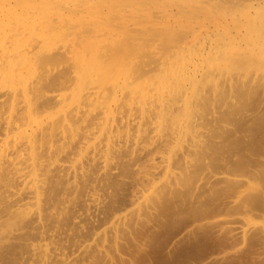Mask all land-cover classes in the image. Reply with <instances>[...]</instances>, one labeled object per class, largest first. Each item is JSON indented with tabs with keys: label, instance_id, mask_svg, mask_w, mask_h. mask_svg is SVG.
Masks as SVG:
<instances>
[{
	"label": "rangeland",
	"instance_id": "obj_1",
	"mask_svg": "<svg viewBox=\"0 0 264 264\" xmlns=\"http://www.w3.org/2000/svg\"><path fill=\"white\" fill-rule=\"evenodd\" d=\"M0 1V7H16L17 0ZM22 4L33 7L36 23L23 26L14 18H24L20 6L14 10L19 13L1 18L0 53L30 57L20 74L33 104L44 113L38 114L45 115L46 128L36 137L42 178L37 192L22 191L15 169L2 168L0 264H264V19L259 20L264 0ZM201 52L203 67L218 59L224 67L208 78L216 88L198 78L203 90L194 88L198 100L189 98L194 125L188 127L176 108L168 114L166 129H157L141 110L131 108L135 89L158 85L162 71L181 69L189 56ZM92 61L96 66L88 68ZM28 70L34 73L27 75ZM231 74L234 81L220 87ZM243 75L247 83L240 81ZM83 84L109 101L115 88L120 90L126 117L115 109L105 118L98 105H91L92 114L73 111ZM53 93L61 96L60 105L46 98ZM5 103L10 107L11 98ZM154 114L158 117L160 110ZM49 115L53 122L46 121ZM106 121L111 135L101 132ZM180 127L201 143L180 140ZM17 191L18 196L11 195Z\"/></svg>",
	"mask_w": 264,
	"mask_h": 264
},
{
	"label": "bare ground",
	"instance_id": "obj_2",
	"mask_svg": "<svg viewBox=\"0 0 264 264\" xmlns=\"http://www.w3.org/2000/svg\"><path fill=\"white\" fill-rule=\"evenodd\" d=\"M1 2V1H0ZM10 2V1H9ZM7 2V5L8 3ZM258 2V1H257ZM2 3V2H1ZM0 3V4H1ZM11 3V2H10ZM23 3V0H17V2L15 3L16 7L18 8L19 6L21 7V9L19 10H22L23 12V15L24 18H19L18 16L14 17L16 19H18L19 21H21L20 23H22L23 26H30V25H33V23H36L35 20L36 17L33 19L31 15H33V11L32 13L30 12L31 9H33V7L31 6H28V8L24 7L25 5L22 4ZM34 3V2H33ZM263 3V2H262ZM68 4V3H67ZM5 5V6H4ZM4 5H1V8L0 9V22L2 21L1 18L3 17H9V16H12L13 14V11L15 9L12 7V4L8 5L6 7V3H4ZM257 5L260 6V3ZM264 6V5H263ZM262 6H260V9H261ZM54 8V7H53ZM258 8V7H257ZM260 9H257L260 11ZM263 9V8H262ZM261 9V10H262ZM56 10V9H55ZM14 12H17V11H14ZM11 13V15H9ZM19 13V12H17ZM21 13V12H20ZM7 14V16H6ZM57 14V13H56ZM259 14V13H258ZM15 15H18L15 13ZM14 15V16H15ZM20 15V14H19ZM22 16V14H21ZM37 16V15H36ZM60 16V14H59ZM18 17V18H17ZM41 17V15H40ZM45 17V16H43ZM42 17V18H43ZM53 17V16H52ZM13 18V20H14ZM39 18V17H38ZM41 18V19H42ZM63 18H60V21L62 20ZM264 17H263V14L259 16V20H263ZM3 20L5 21V19L3 18ZM7 21V20H6ZM17 21V20H16ZM35 21V22H34ZM41 21V20H40ZM10 23V20L8 21ZM12 22V21H11ZM3 23V22H2ZM1 23V24H2ZM38 23V22H37ZM57 23V22H56ZM7 24V23H6ZM30 24V25H29ZM50 24V23H49ZM5 25V24H3ZM37 25V24H36ZM38 27V26H37ZM226 27V26H225ZM22 28V27H21ZM199 28V27H198ZM201 28V27H200ZM224 28V27H223ZM227 28V27H226ZM5 29V28H4ZM28 29V27H27ZM41 29V28H40ZM14 30V29H13ZM23 30V29H22ZM25 30V29H24ZM29 32H30V29H28ZM32 30V29H31ZM45 30V29H44ZM204 30V29H203ZM2 31V29H1ZM5 31V30H4ZM3 31V32H4ZM208 31V30H207ZM3 32H1V34H4ZM12 32V31H11ZM9 32V33H11ZM19 32V31H18ZM25 32H28V31H25ZM32 32V31H31ZM44 32V31H43ZM199 32V31H198ZM201 32V31H200ZM213 32V31H212ZM229 32V31H228ZM214 33V32H213ZM221 35H222V32H220ZM13 34V33H12ZM23 34V33H22ZM21 34V35H22ZM201 34V33H200ZM204 34V33H203ZM232 34V33H231ZM5 35L6 32H5ZM9 35V34H8ZM24 35V34H23ZM219 35V36H221ZM3 36V35H2ZM1 36V37H2ZM19 36V35H18ZM33 36H35V34H33ZM37 36V35H36ZM35 36V37H36ZM202 36V35H201ZM28 37V36H27ZM38 37V36H37ZM195 37V35H194ZM197 37H200L199 35ZM206 37V36H205ZM4 38V37H3ZM7 38V37H6ZM43 38H46L43 36ZM209 38V37H208ZM222 38V36H221ZM232 38H234L232 36ZM18 39V38H17ZM23 39V38H22ZM42 39V38H40ZM197 38H195L196 40ZM207 39V38H206ZM229 39V38H228ZM3 40V39H2ZM29 40V39H28ZM31 40V39H30ZM29 40V42H30ZM47 40V39H45ZM210 40V39H209ZM215 40V39H214ZM231 40V39H230ZM233 40V39H232ZM231 40V41H232ZM17 41V40H16ZM22 41V40H21ZM25 41V40H24ZM23 41V42H24ZM194 41V40H193ZM211 41H212V38H211ZM210 41V42H211ZM239 41V40H238ZM5 42V41H4ZM201 42V41H200ZM235 42V41H234ZM14 43H16L14 41ZM13 43V44H14ZM28 43V41H27ZM27 43L25 42L24 44L27 45ZM46 43V42H45ZM43 43V45L45 44ZM214 43V42H213ZM238 43V42H237ZM241 43V42H240ZM239 43V44H240ZM2 44V43H1ZM21 44V43H20ZM210 44V43H209ZM215 44V43H214ZM230 44V43H229ZM3 45V44H2ZM2 45H0V47H2ZM12 45V43H11ZM15 45V44H14ZM18 45V44H17ZM23 45V44H22ZM21 45V47H22ZM189 45V44H188ZM198 45V44H197ZM217 45V44H216ZM227 46H229L228 44H226ZM10 46V44H9ZM179 46V45H178ZM177 46V47H178ZM182 46V45H181ZM196 46V45H195ZM211 46V44H210ZM225 46V44H224ZM232 46H234L232 44ZM236 46V45H235ZM239 46V45H238ZM237 46V47H238ZM20 47V48H21ZM24 47V46H23ZM42 47V46H41ZM180 47V46H179ZM189 47V46H188ZM194 47V46H193ZM8 48V47H7ZM12 48V47H11ZM15 48H17L15 46ZM14 48V49H15ZM198 48V47H197ZM212 48V47H211ZM209 47V49H211ZM221 48V47H220ZM236 48V47H235ZM2 49V48H0ZM13 49V50H14ZM24 49V48H23ZM177 50V48H174ZM189 49V48H188ZM206 49V48H205ZM5 50V49H4ZM18 50V49H17ZM17 50H14V51H17ZM32 48L29 50L31 51ZM38 50V49H37ZM42 50V49H41ZM39 50V53L41 54L42 51ZM46 50V49H45ZM44 50V51H45ZM181 49H179L178 51L180 52ZM184 50V49H183ZM190 50V49H189ZM188 50V52H190ZM194 51L196 50L193 49ZM199 50V49H198ZM214 50V49H213ZM222 50V49H221ZM228 50V49H227ZM236 50V49H235ZM22 51V50H20ZM35 53L39 54L38 52H36V50H34ZM41 51V52H40ZM43 51V52H44ZM186 51V50H185ZM201 51V50H199ZM199 51H196V52H199ZM218 51V50H217ZM220 51V50H219ZM8 52V51H7ZM28 52V51H26ZM25 52V53H26ZM177 52V53H179ZM182 52V51H181ZM206 51H204L203 54H205ZM228 52V51H227ZM243 52V51H242ZM18 53V52H16ZM34 53V52H32ZM184 53V52H183ZM213 53L216 54V52L214 51ZM223 53V52H222ZM226 53V52H225ZM225 53H223L222 55H224ZM30 54V53H29ZM176 54V53H175ZM192 54V53H191ZM202 52H201V56L199 57H196L197 53L196 54H193L195 56H192L191 57L189 56L188 57V61H185V64H184V67L181 66L180 68L181 69H176V70H173V69H170V70H164L162 71V76L160 78V81L158 82V85L156 83H154V85H150L149 88H147V90L143 89V90H138V89H135V93H136V97L135 99H133L130 103H131V108L132 109H136V110H141L142 111V116L143 118L146 120V122H148L150 125H152L153 127L157 128V129H166L165 127V123L167 122V118H168V114L170 112V110H174L176 108H178L181 112H183V115L182 114V118L184 117L185 121L187 120V126H188V123H190V125H194L195 122L192 120L194 119V109H193V106L195 107L194 104L191 103V100L192 98H194L195 100H198V98L196 99L197 94L196 92H194V88L196 87H200L202 88L203 90V86L202 84H205L207 79L208 78H212V73L214 71H217V69H222V66H221V60L218 61L215 63V65L211 66V67H203L201 64L202 62L205 60V58H203L204 56ZM209 53L207 52V55ZM228 54V53H227ZM235 54V53H234ZM19 55V54H18ZM35 55V54H34ZM178 55V54H177ZM176 55V56H177ZM179 55H181L179 53ZM186 55V54H185ZM220 55V53H219ZM218 55V56H219ZM220 55L219 57H221V59H223V57L225 56H222ZM217 56V55H216ZM246 56V54H245ZM28 56H24V55H21V56H14L13 53H0V86L3 87V89H1L2 91L0 92V103H2L4 106H7L5 102L8 101V98H11V105L10 107L7 106L9 108V110L6 112L7 109H4L0 104L1 106V109H0V137H2V139H0V173L2 171V168L6 165H11L14 169H15V179L17 180V182H19L21 185H22V191L23 190H30V191H35L37 192V188H38V184L40 183V175L37 173V165H39V161H38V158H37V155H36V137L37 135H39V133L43 132L44 130V127L46 126L45 124V119L42 118L44 117L43 115L41 114H44V113H41L40 111L41 110H38L36 108V106L33 104L32 102V99L30 97V95L28 94V91H27V83L26 82H23L22 83V78H21V74L20 72L23 71V69L26 68V61H28V59L30 58H27ZM185 57V56H184ZM218 57V58H219ZM34 58V57H33ZM42 58V57H41ZM98 58V56H97ZM209 59L211 57H208ZM226 58V57H225ZM32 59V58H31ZM180 59V58H179ZM215 59V58H214ZM217 59V58H216ZM175 60V59H174ZM183 60V59H182ZM211 60V59H210ZM213 60V59H212ZM225 60V59H224ZM180 61V60H178ZM177 61V62H178ZM206 61V60H205ZM93 62V61H92ZM162 62V61H161ZM210 62V61H209ZM223 62V61H222ZM28 63V62H27ZM96 62L94 61L93 63L89 64L88 68L89 67H95ZM213 63V62H212ZM180 64H181V61H180ZM183 64V63H182ZM210 64V63H209ZM208 64V65H209ZM174 65V64H173ZM34 66V65H33ZM165 66V65H164ZM167 66V65H166ZM207 66V65H206ZM38 67V66H37ZM84 67V65H83ZM175 67V65H174ZM177 67V65H176ZM179 67V66H178ZM224 67V66H223ZM227 67V66H226ZM86 68V67H85ZM87 68V70H89ZM171 68V66L169 67ZM168 66H167V69H169ZM173 68V67H172ZM229 68V67H228ZM31 69V68H29ZM52 69V67H51ZM22 70V71H21ZM27 70V69H26ZM38 70H39V67H38ZM86 70V71H87ZM225 70V69H223ZM229 70H231L229 68ZM31 71H33L34 73V70H28V73L27 75L30 73ZM49 71V69H48ZM48 71H44V72H48ZM85 71V72H86ZM221 71V70H220ZM238 71V70H237ZM24 72V73H25ZM43 72V71H41ZM53 74H54V71H52ZM65 72V71H64ZM264 73V71H262ZM36 73V71H35ZM224 73V72H223ZM226 76L227 75V72H225ZM257 73L256 72V76H257ZM38 74V73H37ZM42 74V73H41ZM47 74V73H45ZM87 74V73H86ZM213 74H217V72L213 73ZM240 74V73H239ZM260 71H259V75L258 76H261L260 75ZM34 75V74H33ZM49 75H52V74H49ZM218 75V74H217ZM216 75V79L219 78L217 77ZM235 75V74H234ZM233 74H231V77L227 80V78L224 77H221V79L225 78L226 82L221 80L222 82H219L218 85L220 86V84H224V83H228L226 85H229V83H231V81L233 82L234 80H232V78L236 77V75L234 76ZM238 75V73H237ZM249 75V74H248ZM252 75V74H251ZM250 75V76H251ZM255 73L253 74V76H251L252 78L256 77L254 76ZM25 76V75H24ZM38 76V75H37ZM36 76V77H37ZM215 76V75H214ZM223 76V74L221 75ZM233 76V77H232ZM244 76V75H243ZM246 76V75H245ZM244 78L243 79H240L245 81L247 78ZM239 77V76H238ZM240 77H241V74H240ZM247 77V76H246ZM24 78V77H23ZM35 78V76L33 77ZM32 78V79H33ZM40 78V77H38ZM37 78V79H38ZM88 78V77H87ZM198 78H201L202 82L199 81L200 83H202L200 86L198 85L199 82H198ZM253 78V79H254ZM257 78V77H256ZM264 78V77H263ZM78 79L80 80V78L78 77ZM259 79V78H258ZM257 79V80H258ZM76 80V78L74 79ZM82 80L84 81V79L82 78ZM87 80V79H86ZM257 80H254V81H257ZM264 80V79H263ZM38 81V80H37ZM89 81V80H88ZM208 83H206L205 85H209V88L210 86L215 82V80L213 82H211L209 79H208ZM218 81V80H217ZM237 81V79L235 80V82ZM242 81V83H244ZM248 81V80H246ZM245 81V83H247ZM249 81L252 82L251 78H249ZM82 82V81H81ZM123 82V81H122ZM205 82V83H204ZM224 82V83H223ZM24 83H26V86L24 85ZM35 83L37 82H34V85ZM44 83V82H43ZM211 83V84H210ZM244 83V84H245ZM40 84V83H39ZM74 84V83H73ZM151 84V83H150ZM156 84V85H155ZM234 84V83H233ZM38 83L35 85V89L38 87L37 86ZM43 85V84H42ZM79 85V84H78ZM85 84H83V89L80 88L77 96H76V99H78V107H76L73 111H75L76 113H79V112H85V113H90L92 114L93 113V107L91 105H98L100 107V113L105 116V118H109L110 116H112L113 114V111L116 109L120 112V114L125 118L126 117V113H127V110L126 108H122V102H123V99H122V96L120 95V90L116 89L115 88V91H114V96H112V99L111 101H109V99H107L108 95H104V94H101L97 89L95 88H92L91 86L85 88L84 87ZM89 85V84H88ZM225 85V84H224ZM232 85V84H230ZM32 86V85H30ZM29 86V90L31 92V87ZM37 86V87H36ZM212 87V86H211ZM214 87H215V83H214ZM217 87V85H216ZM215 87V88H216ZM221 87V86H220ZM208 88V86H207ZM213 88V87H212ZM234 88V87H233ZM35 89H33L32 93L33 96H37L36 93L37 91H35ZM77 89V88H76ZM219 89V87L217 88ZM216 89V90H217ZM37 90V89H36ZM153 90L156 91V93L154 92L153 93ZM197 92H198V89L196 88ZM206 90V88H205ZM36 93H35V92ZM76 91V90H75ZM208 91V90H207ZM201 92V90H200ZM39 93V92H38ZM52 93V92H51ZM204 93V91H203ZM202 93V94H203ZM208 93V92H207ZM42 94V93H41ZM58 94V92H57ZM62 94V93H61ZM201 94V95H202ZM206 95V94H205ZM45 98V94L43 95ZM107 96V97H106ZM200 96V95H199ZM203 96V95H202ZM201 96V97H202ZM63 97V96H62ZM74 97V96H73ZM36 98V97H34ZM46 98L48 99H51V101H54L55 103H60L62 102V99H61V96L60 95H56V94H51L50 96L47 95ZM75 99V98H73ZM201 99V98H200ZM189 100V101H188ZM193 100V101H195ZM34 103H35V100H33ZM64 102V101H63ZM197 102V101H195ZM194 102V103H195ZM127 103V102H126ZM198 103V102H197ZM196 103V104H197ZM59 104V105H60ZM63 104V103H62ZM196 109L198 108V104L196 105ZM38 107V106H37ZM98 107V108H99ZM3 108V109H2ZM2 110V111H1ZM157 110H160V114L158 115V117L155 116L154 112H156ZM199 110V109H197ZM41 113V114H38V113ZM135 112V111H134ZM47 114V113H45ZM71 114V113H70ZM98 114V113H97ZM172 114V113H171ZM170 114V115H171ZM18 115H23V121H21V119H18L20 120L21 122L17 121V119H15L16 116ZM51 116H53L52 114H50ZM49 115V120H46V121H51L53 122V117H50ZM69 115V114H68ZM67 115V116H68ZM86 115V114H85ZM65 116V115H64ZM101 116V115H100ZM135 116H136V113H135ZM172 116V115H171ZM55 117V116H54ZM19 118V117H17ZM46 118V117H45ZM48 118V117H47ZM104 118V119H105ZM123 118V119H124ZM73 119V118H72ZM169 119V118H168ZM197 119V118H195ZM125 120V119H124ZM182 120V119H180ZM180 120H178V122H180ZM135 121H137L139 123V125L143 128L144 125L141 121H139V119H135ZM131 122V121H130ZM177 122V123H178ZM184 122V120L182 121ZM181 122V123H182ZM74 123V122H73ZM181 123H180V126H181ZM104 124V123H103ZM179 124V123H178ZM198 124V123H197ZM138 125V124H137ZM167 125V124H166ZM169 125V124H168ZM184 125V124H183ZM182 125V126H183ZM197 126V125H196ZM165 127V128H164ZM189 127V126H188ZM46 128V127H45ZM152 127H146V129H151ZM187 128V127H186ZM99 129V128H98ZM97 129V130H98ZM56 130V129H55ZM100 130V129H99ZM110 124L108 121L105 122V126L103 127V129L101 130V132H103V134H106V135H111L110 133ZM189 130V129H188ZM186 130L184 127H180V130L178 131L179 133V139H188L189 138L191 139V141L195 144H199L201 143L200 141V137L199 138H195L196 134L193 136H190L193 132H191V134H189V131ZM98 133L97 131L95 132V134ZM117 136V134H115ZM97 136V135H96ZM39 139V138H38ZM84 153V152H82ZM84 155V154H83ZM84 157V156H83ZM66 159V158H65ZM58 165V164H57ZM10 166V167H11ZM61 166V165H60ZM7 167V166H6ZM40 169V168H39ZM13 170V169H12ZM14 173V172H13ZM2 174H3V171H2ZM14 175V174H13ZM171 177L174 176L173 172L170 173ZM1 177V176H0ZM20 187V186H19ZM13 190V189H12ZM19 191V189H16ZM11 192L12 196H18L20 193L19 192ZM30 193V192H29ZM29 199V198H28Z\"/></svg>",
	"mask_w": 264,
	"mask_h": 264
}]
</instances>
